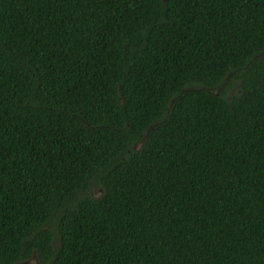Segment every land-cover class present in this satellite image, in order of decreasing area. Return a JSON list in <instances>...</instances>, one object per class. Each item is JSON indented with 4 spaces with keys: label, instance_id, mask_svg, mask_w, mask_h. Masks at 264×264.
<instances>
[{
    "label": "trees",
    "instance_id": "obj_1",
    "mask_svg": "<svg viewBox=\"0 0 264 264\" xmlns=\"http://www.w3.org/2000/svg\"><path fill=\"white\" fill-rule=\"evenodd\" d=\"M34 253L264 264V0H0V264Z\"/></svg>",
    "mask_w": 264,
    "mask_h": 264
},
{
    "label": "water",
    "instance_id": "obj_2",
    "mask_svg": "<svg viewBox=\"0 0 264 264\" xmlns=\"http://www.w3.org/2000/svg\"><path fill=\"white\" fill-rule=\"evenodd\" d=\"M230 75V74H229ZM229 78V77H228ZM227 80H225L224 82H226ZM222 85H219L217 88H208V91L210 92H218L220 90ZM202 88V87H201ZM189 90V89H187ZM185 91V90H184ZM179 94H176L173 99L172 102L175 100V98L178 96ZM171 102V103H172ZM169 111V108L166 110ZM164 118V116L162 117V119ZM158 122H163L162 120L158 121ZM158 122H155L151 127H153L154 125L158 124ZM134 148H138V144L133 145ZM15 264H39L37 257H36V253H34L29 259H26L24 261H20V262H16Z\"/></svg>",
    "mask_w": 264,
    "mask_h": 264
},
{
    "label": "rangeland",
    "instance_id": "obj_3",
    "mask_svg": "<svg viewBox=\"0 0 264 264\" xmlns=\"http://www.w3.org/2000/svg\"><path fill=\"white\" fill-rule=\"evenodd\" d=\"M230 89V88H229ZM233 90V88L231 89V91ZM99 186L96 183V179L95 178H91L89 183L80 191L81 195H94L97 196L99 195Z\"/></svg>",
    "mask_w": 264,
    "mask_h": 264
},
{
    "label": "flooded vegetation",
    "instance_id": "obj_4",
    "mask_svg": "<svg viewBox=\"0 0 264 264\" xmlns=\"http://www.w3.org/2000/svg\"><path fill=\"white\" fill-rule=\"evenodd\" d=\"M24 261V260H23Z\"/></svg>",
    "mask_w": 264,
    "mask_h": 264
}]
</instances>
